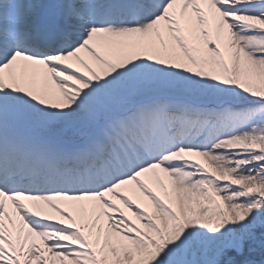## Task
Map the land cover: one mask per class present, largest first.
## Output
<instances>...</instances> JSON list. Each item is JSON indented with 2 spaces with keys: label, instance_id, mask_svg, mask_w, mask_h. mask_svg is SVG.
<instances>
[{
  "label": "snow or ice",
  "instance_id": "6c2138e0",
  "mask_svg": "<svg viewBox=\"0 0 264 264\" xmlns=\"http://www.w3.org/2000/svg\"><path fill=\"white\" fill-rule=\"evenodd\" d=\"M0 264H264V0H0Z\"/></svg>",
  "mask_w": 264,
  "mask_h": 264
},
{
  "label": "bare ground",
  "instance_id": "6f19581e",
  "mask_svg": "<svg viewBox=\"0 0 264 264\" xmlns=\"http://www.w3.org/2000/svg\"><path fill=\"white\" fill-rule=\"evenodd\" d=\"M141 179L145 180L148 187L152 188L153 190H156L155 185L150 180H148L146 177H142ZM121 191L125 196L139 201L141 203L142 207L147 204V201L144 200V198L141 197L139 195V193H137L134 189H132L131 186H122ZM113 202L117 203V204L119 203L118 201H113ZM60 206L63 208L64 211L73 214L74 218H76V220H77L78 225H90V220H89L90 205L87 202H83V209L84 210L82 212H80L79 214L77 213V209L80 208L81 205L78 203L63 202V203H61ZM6 207L8 208L9 211H11L10 205H7ZM120 207L123 208L122 205ZM124 211H125V215L128 216L129 219H132L130 213H128L127 210H124ZM13 219L18 222V217L14 216ZM101 223L106 224V222L103 220L101 221Z\"/></svg>",
  "mask_w": 264,
  "mask_h": 264
},
{
  "label": "rangeland",
  "instance_id": "374dc122",
  "mask_svg": "<svg viewBox=\"0 0 264 264\" xmlns=\"http://www.w3.org/2000/svg\"><path fill=\"white\" fill-rule=\"evenodd\" d=\"M188 42L190 46H196L200 50V54L202 56H207L206 50L203 48V40L201 37H199L198 34L195 35H189L188 36ZM209 47H213V45H209ZM221 51L223 52V45H221ZM218 71V70H217Z\"/></svg>",
  "mask_w": 264,
  "mask_h": 264
}]
</instances>
